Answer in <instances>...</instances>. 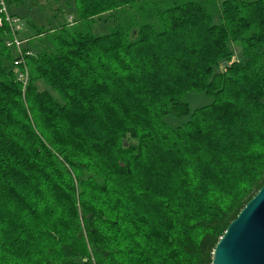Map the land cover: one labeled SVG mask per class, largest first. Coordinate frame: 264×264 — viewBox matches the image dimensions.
Wrapping results in <instances>:
<instances>
[{"label":"trees","instance_id":"trees-1","mask_svg":"<svg viewBox=\"0 0 264 264\" xmlns=\"http://www.w3.org/2000/svg\"><path fill=\"white\" fill-rule=\"evenodd\" d=\"M73 8L19 66L0 28V264H212L264 186V0Z\"/></svg>","mask_w":264,"mask_h":264},{"label":"water","instance_id":"water-1","mask_svg":"<svg viewBox=\"0 0 264 264\" xmlns=\"http://www.w3.org/2000/svg\"><path fill=\"white\" fill-rule=\"evenodd\" d=\"M212 264H264V186L227 227Z\"/></svg>","mask_w":264,"mask_h":264},{"label":"rangeland","instance_id":"rangeland-1","mask_svg":"<svg viewBox=\"0 0 264 264\" xmlns=\"http://www.w3.org/2000/svg\"><path fill=\"white\" fill-rule=\"evenodd\" d=\"M73 3L74 0H15L12 11L21 19L20 21L24 26L17 38L23 39L25 36L35 38L39 30L56 29L60 25L69 22L70 18L75 16ZM9 10L7 9L8 14H13ZM0 18H2L1 15ZM107 29L108 26L104 22H101L96 26V33H105ZM11 41L12 36L8 38V42ZM236 49L235 53L238 56L240 47ZM184 101L189 104L191 111L212 102L211 98L194 93L186 95Z\"/></svg>","mask_w":264,"mask_h":264},{"label":"built area","instance_id":"built-area-1","mask_svg":"<svg viewBox=\"0 0 264 264\" xmlns=\"http://www.w3.org/2000/svg\"><path fill=\"white\" fill-rule=\"evenodd\" d=\"M0 15L2 18H0V28L4 27L5 25L8 27L10 30V35L12 36V41L9 42L7 45L8 47L14 46L17 53H18V59L14 62L15 66H19L23 63L24 61V54L26 55H31L30 52H25L23 50V45L25 44V41H22L20 38L18 39L17 36L20 32L23 30V24L21 21L17 18H12L9 14L8 11L4 5L3 2L0 3ZM21 78L27 80L28 73L27 70L20 75Z\"/></svg>","mask_w":264,"mask_h":264}]
</instances>
